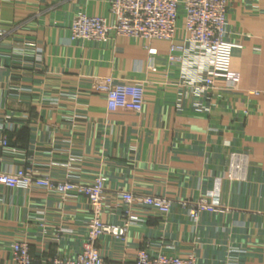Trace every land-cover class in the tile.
<instances>
[{"label":"crops","instance_id":"1","mask_svg":"<svg viewBox=\"0 0 264 264\" xmlns=\"http://www.w3.org/2000/svg\"><path fill=\"white\" fill-rule=\"evenodd\" d=\"M78 14L113 22L107 0H0V171L83 185L102 175L101 221L116 226L127 218L120 191L171 200L166 215L134 205L123 237L97 238L109 264H133L140 249L264 264V0L227 1L228 75L207 93L167 61L170 44L187 47L183 21L172 42H96L71 39ZM92 77L143 85L142 110L108 112ZM200 199L208 208L191 220L181 203ZM89 220L84 195L0 187V264H12L15 241L34 264L73 258Z\"/></svg>","mask_w":264,"mask_h":264},{"label":"built area","instance_id":"2","mask_svg":"<svg viewBox=\"0 0 264 264\" xmlns=\"http://www.w3.org/2000/svg\"><path fill=\"white\" fill-rule=\"evenodd\" d=\"M228 0H107L113 22L98 16L76 15L70 25L72 40L82 39L106 42L111 36H124L141 40H162L172 42L180 30L185 33L187 46L170 44L167 61L170 64L182 62L194 79L200 78V89L210 92L216 78L227 77L232 43L226 40V15ZM154 54V50H149ZM184 71L182 78L187 77ZM89 89L103 96L108 112L125 111L139 113L144 103V87L138 83L116 82L112 77H92ZM229 84H233L228 80ZM1 146L7 145L2 139ZM233 176V175H232ZM231 174L228 175L232 179ZM105 178L97 175L88 185L70 181L56 182L47 176H36L31 167L18 169L14 173L0 171V187L21 189H42L61 194L77 193L87 198L90 207L86 239L81 250L73 257L53 256L43 264H109L95 247L99 236L111 235L121 238L129 224L128 217L134 205L151 209L159 215H166L172 201L155 196L135 197L130 192L120 191L122 212L127 216L122 226L105 224L101 221L105 201ZM191 220H197L199 213L208 207L204 199L197 202H183ZM12 264H34L26 241H15L11 245ZM133 264H196L193 254L184 257L164 254L149 255L146 249L137 251Z\"/></svg>","mask_w":264,"mask_h":264},{"label":"rangeland","instance_id":"3","mask_svg":"<svg viewBox=\"0 0 264 264\" xmlns=\"http://www.w3.org/2000/svg\"><path fill=\"white\" fill-rule=\"evenodd\" d=\"M105 202V201H104Z\"/></svg>","mask_w":264,"mask_h":264}]
</instances>
